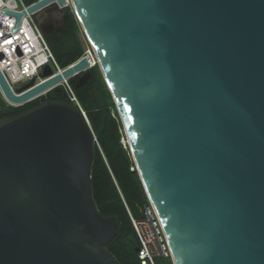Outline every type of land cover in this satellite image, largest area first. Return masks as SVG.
<instances>
[{"label": "water", "instance_id": "water-1", "mask_svg": "<svg viewBox=\"0 0 264 264\" xmlns=\"http://www.w3.org/2000/svg\"><path fill=\"white\" fill-rule=\"evenodd\" d=\"M69 2L172 263L264 264V0ZM66 7L38 0L4 14L17 28L36 12L46 36L43 16ZM87 66L32 79L20 96L0 73V87L21 104ZM92 158L91 128L71 104L0 120V264H118L104 249L117 222L93 202Z\"/></svg>", "mask_w": 264, "mask_h": 264}, {"label": "trees", "instance_id": "trees-1", "mask_svg": "<svg viewBox=\"0 0 264 264\" xmlns=\"http://www.w3.org/2000/svg\"><path fill=\"white\" fill-rule=\"evenodd\" d=\"M32 4L38 0H23ZM62 27L52 37L45 36L56 63L65 68L77 61L83 53L82 31L71 7H66ZM89 79L80 83L79 74L70 80L76 96L87 114L89 125L96 139L93 142V158L90 170L91 196L98 214L113 217L117 222L116 234L104 248L118 264H140L135 249L139 241L131 218L144 217L149 204L147 195L137 174L114 100L103 79L98 65L87 70ZM45 101L68 103L62 90L55 89L21 107H8L0 101V111L15 110L16 115ZM166 264H173L170 258ZM159 264L158 261H156Z\"/></svg>", "mask_w": 264, "mask_h": 264}, {"label": "built area", "instance_id": "built-area-1", "mask_svg": "<svg viewBox=\"0 0 264 264\" xmlns=\"http://www.w3.org/2000/svg\"><path fill=\"white\" fill-rule=\"evenodd\" d=\"M66 2L67 7H70L69 0H66ZM54 3L57 4V2ZM32 4H25L23 0H0V32L3 33V35H0V73L9 86L11 92L17 96H20L23 93L18 94L16 90L28 83L30 80H34V88L57 74H62L65 69L72 67L81 59H86L88 62V66L83 72L98 65L95 52L83 33L82 56L67 67L60 68L46 42L45 36L40 31L35 20L36 12L31 14L26 13L21 18L17 28L16 17L4 14V11L14 13L26 12ZM5 41L11 42L5 43ZM47 66L52 70L53 74L48 78H42V71ZM77 75L63 78L47 91L21 104H15L9 101L0 87V99L8 107L17 108L38 99L39 97L45 96L48 92L56 88H59L62 90L69 104L73 105L80 112L81 116L89 125L87 114L82 108L76 93L70 84V80ZM92 138L93 142L96 143L93 133ZM123 144L125 145L126 143L124 142ZM131 222L139 241V251L137 256L140 264H157L156 261L158 258L171 259L169 245L162 225L150 202L144 208L143 219L136 220L131 218Z\"/></svg>", "mask_w": 264, "mask_h": 264}, {"label": "flooded vegetation", "instance_id": "flooded-vegetation-1", "mask_svg": "<svg viewBox=\"0 0 264 264\" xmlns=\"http://www.w3.org/2000/svg\"><path fill=\"white\" fill-rule=\"evenodd\" d=\"M62 16L63 13H59L54 10H51L43 16L42 25L47 31L46 36L53 37L57 33L58 29L62 27ZM13 116H16L15 110H10L6 112L0 111V120L4 118H11Z\"/></svg>", "mask_w": 264, "mask_h": 264}, {"label": "rangeland", "instance_id": "rangeland-1", "mask_svg": "<svg viewBox=\"0 0 264 264\" xmlns=\"http://www.w3.org/2000/svg\"><path fill=\"white\" fill-rule=\"evenodd\" d=\"M81 40H82V37H81ZM0 101L2 102L1 99H0ZM122 142H123V143L125 142L126 145H128V144H127V140H126V138H125V140L122 141ZM157 261L159 262V264H166V263L168 262V260H164L163 258H158Z\"/></svg>", "mask_w": 264, "mask_h": 264}, {"label": "snow or ice", "instance_id": "snow-or-ice-1", "mask_svg": "<svg viewBox=\"0 0 264 264\" xmlns=\"http://www.w3.org/2000/svg\"><path fill=\"white\" fill-rule=\"evenodd\" d=\"M0 35H3V33L2 32H0ZM11 41H5V43H10Z\"/></svg>", "mask_w": 264, "mask_h": 264}, {"label": "bare ground", "instance_id": "bare-ground-1", "mask_svg": "<svg viewBox=\"0 0 264 264\" xmlns=\"http://www.w3.org/2000/svg\"><path fill=\"white\" fill-rule=\"evenodd\" d=\"M70 1V0H69Z\"/></svg>", "mask_w": 264, "mask_h": 264}]
</instances>
